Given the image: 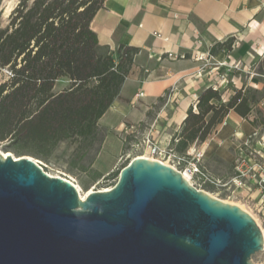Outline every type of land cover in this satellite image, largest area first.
<instances>
[{"label": "water", "instance_id": "1", "mask_svg": "<svg viewBox=\"0 0 264 264\" xmlns=\"http://www.w3.org/2000/svg\"><path fill=\"white\" fill-rule=\"evenodd\" d=\"M263 247L247 210L159 160L137 156L82 198L33 157L0 151V264H252Z\"/></svg>", "mask_w": 264, "mask_h": 264}, {"label": "trees", "instance_id": "2", "mask_svg": "<svg viewBox=\"0 0 264 264\" xmlns=\"http://www.w3.org/2000/svg\"><path fill=\"white\" fill-rule=\"evenodd\" d=\"M104 0H18L0 25V143L16 156L44 163L62 144L74 145L70 171L93 169L107 130L99 124L118 98L140 49L120 44L114 55L98 43L91 21ZM227 41L210 49L216 54ZM64 83L57 87L59 83ZM253 89V88H252ZM254 91H258L254 89ZM212 85L196 94L169 146L179 154L203 142L233 110L246 117L255 103L241 88L224 100ZM162 102L163 99L160 98Z\"/></svg>", "mask_w": 264, "mask_h": 264}, {"label": "crops", "instance_id": "3", "mask_svg": "<svg viewBox=\"0 0 264 264\" xmlns=\"http://www.w3.org/2000/svg\"><path fill=\"white\" fill-rule=\"evenodd\" d=\"M91 28L99 45L107 46L114 55L120 44L140 49L118 98L98 121L108 133L95 160L103 150H111L117 157L122 146L113 130L124 121L140 122L150 109L162 104L160 98L170 88H173L174 99L168 105L173 110L166 120L167 125H176V132L194 102V94L202 87L218 85L224 100L237 89L249 86L260 91L264 87V80L260 79L264 78V69L248 72L256 76L248 79H243L234 69L225 74L228 79L232 78L231 82L221 80L219 74L231 63L239 61L245 66L264 59V0H104L103 7L91 21ZM225 41L231 44L230 49L224 47L216 54L210 53L215 43ZM167 52L183 54L185 58L170 60ZM207 57L216 62L211 71L201 68ZM140 91L143 97L132 106L134 95ZM251 113L252 110L243 117L230 110L203 142L192 145L204 150L202 160L208 168L211 169L210 162L215 159L232 162L234 156L244 154L242 142L251 138L253 145L257 135H264L261 124L249 122L254 121ZM110 135L118 143L116 148L109 146ZM258 144L264 160V144ZM95 165L94 161L93 169L102 175L112 166L102 171ZM206 171L213 178H224L214 176L213 169ZM246 194L254 199L251 204L264 219L260 189L255 186Z\"/></svg>", "mask_w": 264, "mask_h": 264}, {"label": "rangeland", "instance_id": "4", "mask_svg": "<svg viewBox=\"0 0 264 264\" xmlns=\"http://www.w3.org/2000/svg\"><path fill=\"white\" fill-rule=\"evenodd\" d=\"M17 2L18 0H0V25L1 26H4L7 23V17ZM9 7L11 8L10 11H8V9H10ZM203 61L204 63L201 67L203 70L207 69L208 71H211L216 66V62L209 57H207L206 59H203ZM236 63L237 62L231 63L228 69L224 68L222 71L219 72V74L223 76L224 78L223 80L225 82H227V80L231 82L232 78L228 79V77H226L225 74L231 73L232 70L234 69L237 72L241 73V76L243 79L244 78L248 79L250 76L256 78V76H253L249 73L261 72L264 69V59L256 60L254 63H251V64H245V66L242 65V63H238L237 67H234ZM257 78H260V77H257ZM260 79L264 80V78H260ZM63 84L64 83L60 82L57 87H61ZM245 90L249 96H253L254 101H255V107L252 108L253 113H251L254 121H249V122L250 123L256 122V124H261V129H264V102H262L264 101V87L260 91H254V89L248 86L245 88ZM160 107L162 106L160 104H157L156 107H153V109H150L146 117L140 121V141L145 137L148 124H150L153 121ZM172 110L173 108L169 106L163 109L161 111L160 118H158V121L156 124L157 127H155L156 128L154 132L155 139L158 141V143L162 147H166L168 145L170 138L175 132L174 128L176 125H174V123H171V124L169 123V125H167L168 120H166L169 117V114ZM113 133L116 139L120 142L115 130H113ZM250 140L251 138H248V141H244L241 143L240 146L243 147V150L245 152L244 154L234 156L232 162L230 160L229 162H224L221 159H215L210 162V167L214 171V172L212 171L214 176L218 175L220 177H224L222 178L223 180H221L222 182H226L227 180H229L232 176H234L237 173L235 167H238L241 170L245 171V173L247 174L246 178L244 179V183L246 184V187L235 189L233 185H230L231 187L230 186L229 187L216 186L210 183H204L202 182V180H199L196 178H192L191 182L198 189H202L216 198L222 199L226 202L236 204L240 206L241 208L247 210L254 217V219L256 220V222L258 223V225L263 231L264 230L263 215L261 212H259L257 209H255L252 206L251 203L253 202L254 199L249 197V195H247L246 192H250V190L255 186L258 187L254 179L251 176H249V174L251 175L253 172V170H251L252 167L255 168V170H257L256 165H260L264 167V160L261 157V154L259 153L261 150V147L258 144V142L264 144V135L262 134L257 135L255 140L253 141V145H251ZM108 142L111 148H114V147L116 148V145L118 144L117 141L112 140L111 135H110V139ZM73 147L74 145L72 144H62L60 148L58 149L56 156L52 158L51 163H44L39 160L38 161L36 160V161L43 168V170L49 175L60 176L62 178L70 180L82 194H85L88 191L109 189L111 186L115 184V182L117 181V178L115 177H110L108 179L101 177V178L95 179L92 176V174L88 172L87 173L81 172L77 169H73L72 171H70L66 160L69 154L71 153ZM0 151L1 152L5 151L3 143H0ZM121 152H122V148H121ZM6 153H9V151H7ZM136 154L137 153L135 152L132 153L130 155V158L132 156H135ZM140 154L145 155V153H143L142 151L140 152ZM115 155L116 154L112 152L111 150H103V154L98 158V160H95V164H96L95 167L103 171L111 165H112L111 169H113L115 166L116 168L113 169V171L110 170L108 173L113 174L116 172L117 177H118L121 168L123 167V165L126 163V161L129 158H127L126 161L121 160L119 162H116L117 157L119 155L117 157H115ZM203 158H204V155L200 160V164L202 166L204 165L208 171L211 170L210 168L206 166V162H203L202 160ZM162 161L165 162L166 160H162ZM93 166H94V163H93ZM104 176H107V174H105ZM233 188L235 189L234 192H232ZM260 191H261L260 198H264L263 197L264 190L260 189ZM249 260L252 264H261L264 262V253L262 251L256 252L250 256Z\"/></svg>", "mask_w": 264, "mask_h": 264}, {"label": "built area", "instance_id": "5", "mask_svg": "<svg viewBox=\"0 0 264 264\" xmlns=\"http://www.w3.org/2000/svg\"><path fill=\"white\" fill-rule=\"evenodd\" d=\"M166 57L170 60H177V59L185 58V55L176 54L173 52H167ZM200 59H202V57ZM238 63L240 62L238 61L234 67H237ZM220 79L221 80L224 79L222 75L220 76ZM212 86L214 88H217V87L219 88L218 85H212ZM143 95L144 93L142 91L136 93L133 97L132 106H134L135 103L137 102V99L143 97ZM162 99H163L162 104H160L162 107H160L159 111L156 113V116L153 119V121L150 124H148L146 135L141 141H140V122L131 123V122L124 121L120 123L118 128H115V132L122 146V152L117 157L116 162H119L121 160L126 161L127 158H129L126 161V163L123 165L124 167L128 165L133 158L137 156L143 157V156L149 155L151 158L155 160H159L171 166L172 168L180 171L181 173L187 172L190 176V179L196 178V179L202 180V182L204 183H210L216 186L229 187L230 185H233L235 189L246 187V184L244 183V179L246 178L247 174L245 173V171L241 170L238 167H235L237 173L234 176H232L229 180H227L226 182H222L220 179H216L210 176L205 170V168L200 164V160L204 155V150L191 146L185 153L179 154L175 152L172 148H170L169 146L170 141L166 147L160 146V144L158 143V141L155 139V136H154V132L156 130L155 127H157L156 124H157L158 118H160L161 111L165 109L167 106L170 107V105L168 104L171 103L174 99L173 88H170L166 93H164L162 96ZM196 99H197V94H194V102L192 104L193 106H195ZM141 151L145 153V155L140 154ZM134 152L137 154L130 158V155ZM162 160H166V161L164 162ZM256 166H257V170H255V168L252 167L251 170H253V172L251 175L249 174V176H251L254 179L255 183L258 185V188L264 190V167L260 165H256ZM115 168L116 167L114 166L113 169ZM113 169H111V171H113ZM108 174L109 173H107V175ZM191 184L193 185V183ZM234 188L232 189V192L235 191ZM263 197H264V192H263ZM262 233L264 237V230L262 231ZM262 252L264 253V247H263Z\"/></svg>", "mask_w": 264, "mask_h": 264}, {"label": "bare ground", "instance_id": "6", "mask_svg": "<svg viewBox=\"0 0 264 264\" xmlns=\"http://www.w3.org/2000/svg\"><path fill=\"white\" fill-rule=\"evenodd\" d=\"M10 8V7H9ZM11 10V8L10 9H8V11H10ZM7 11V12H8ZM3 154H4V156H6V155H8L9 153H6V152H2ZM143 157H146V158H149V159H152L151 157H148V156H143ZM35 161H36V159H34ZM182 175L184 176V178H186L190 183H192L191 182V179H190V176H189V174L187 173V172H184V173H182ZM77 188V187H76ZM78 190V189H77ZM103 190H107V189H103ZM90 191H88V192H86L85 194H82V193H80V191L78 190V193H79V195L82 197V198H84L88 193H89ZM262 230V229H261Z\"/></svg>", "mask_w": 264, "mask_h": 264}]
</instances>
